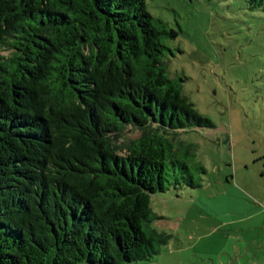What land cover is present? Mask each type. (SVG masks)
<instances>
[{"label":"trees","instance_id":"16d2710c","mask_svg":"<svg viewBox=\"0 0 264 264\" xmlns=\"http://www.w3.org/2000/svg\"><path fill=\"white\" fill-rule=\"evenodd\" d=\"M147 2L0 0V264L150 261L152 198L202 186L178 136L215 125Z\"/></svg>","mask_w":264,"mask_h":264},{"label":"rangeland","instance_id":"374dc122","mask_svg":"<svg viewBox=\"0 0 264 264\" xmlns=\"http://www.w3.org/2000/svg\"><path fill=\"white\" fill-rule=\"evenodd\" d=\"M147 3L178 32L171 75L187 78L185 96L215 128L178 136L202 186L152 198L145 231L170 239L137 264H264V12L243 0Z\"/></svg>","mask_w":264,"mask_h":264},{"label":"water","instance_id":"95a60500","mask_svg":"<svg viewBox=\"0 0 264 264\" xmlns=\"http://www.w3.org/2000/svg\"><path fill=\"white\" fill-rule=\"evenodd\" d=\"M228 143V141H225L224 144L226 145Z\"/></svg>","mask_w":264,"mask_h":264}]
</instances>
